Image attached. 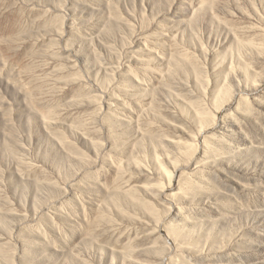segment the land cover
Wrapping results in <instances>:
<instances>
[{"label": "rangeland", "instance_id": "1", "mask_svg": "<svg viewBox=\"0 0 264 264\" xmlns=\"http://www.w3.org/2000/svg\"><path fill=\"white\" fill-rule=\"evenodd\" d=\"M0 264H264V0H0Z\"/></svg>", "mask_w": 264, "mask_h": 264}]
</instances>
